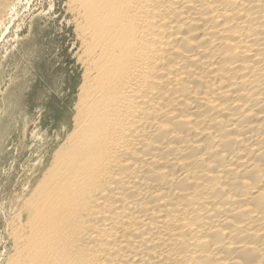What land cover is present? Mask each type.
<instances>
[{"label": "bare ground", "instance_id": "1", "mask_svg": "<svg viewBox=\"0 0 264 264\" xmlns=\"http://www.w3.org/2000/svg\"><path fill=\"white\" fill-rule=\"evenodd\" d=\"M65 5L81 79L5 264H264V0Z\"/></svg>", "mask_w": 264, "mask_h": 264}, {"label": "rangeland", "instance_id": "2", "mask_svg": "<svg viewBox=\"0 0 264 264\" xmlns=\"http://www.w3.org/2000/svg\"><path fill=\"white\" fill-rule=\"evenodd\" d=\"M65 3L18 0L0 28V264L12 249L9 219L57 144L81 79Z\"/></svg>", "mask_w": 264, "mask_h": 264}]
</instances>
